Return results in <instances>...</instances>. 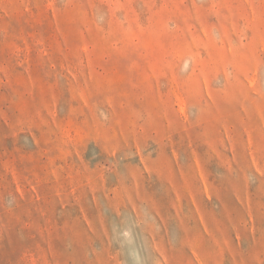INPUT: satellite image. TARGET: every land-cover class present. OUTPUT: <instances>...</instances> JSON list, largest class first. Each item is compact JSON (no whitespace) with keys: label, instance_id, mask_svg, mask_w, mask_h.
Returning <instances> with one entry per match:
<instances>
[{"label":"rangeland","instance_id":"obj_1","mask_svg":"<svg viewBox=\"0 0 264 264\" xmlns=\"http://www.w3.org/2000/svg\"><path fill=\"white\" fill-rule=\"evenodd\" d=\"M0 264H264V0H0Z\"/></svg>","mask_w":264,"mask_h":264}]
</instances>
